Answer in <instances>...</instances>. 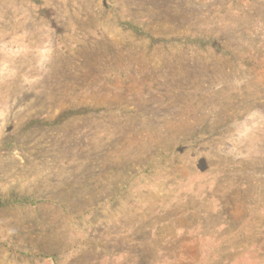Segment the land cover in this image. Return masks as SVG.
Listing matches in <instances>:
<instances>
[{"label":"rangeland","instance_id":"rangeland-1","mask_svg":"<svg viewBox=\"0 0 264 264\" xmlns=\"http://www.w3.org/2000/svg\"><path fill=\"white\" fill-rule=\"evenodd\" d=\"M0 264H264V0H0Z\"/></svg>","mask_w":264,"mask_h":264}]
</instances>
